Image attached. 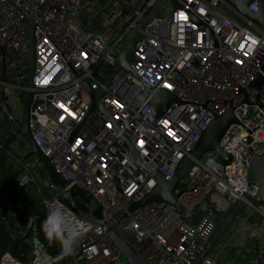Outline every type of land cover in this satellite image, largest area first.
I'll return each mask as SVG.
<instances>
[{
    "label": "built area",
    "instance_id": "1",
    "mask_svg": "<svg viewBox=\"0 0 264 264\" xmlns=\"http://www.w3.org/2000/svg\"><path fill=\"white\" fill-rule=\"evenodd\" d=\"M103 1L0 0V49L6 51L5 80L0 56V98L7 97L12 111L20 104L29 23L34 24L37 67L30 126L40 150L69 182L56 185L47 173L48 195L38 186V204L60 236L56 251L43 239L41 213L33 211L11 233L12 239L30 244V253L21 259L7 250L0 264H122L109 227L151 264H193L214 231L210 216L192 225L167 202L152 201L132 212L128 208L155 188L156 176L171 179L210 122L230 107L238 122L220 144L232 160L226 163L217 152H206L175 194L187 208L207 200L225 215L244 194L257 193L249 178L250 159L264 155V85L257 90L252 83L264 64V27L225 0H178L177 9L164 0L172 20L154 19L135 45L131 71H118L105 85L116 63L113 53L123 49L140 25L135 15L114 3L101 13L103 19L98 14L93 19L104 41L97 38L78 13L95 11ZM124 1L144 14L156 2ZM250 9L258 10V0ZM87 86L104 89V110L91 109ZM159 89L181 100L161 117L152 109ZM247 96L259 97L260 104L246 102ZM2 117L0 110V139L7 131ZM10 129L13 134V123ZM125 137L143 165L132 161ZM23 166L21 184L37 183L30 164ZM74 185L95 196L102 219L75 211ZM245 210L264 225V205L250 204ZM254 238L258 246L244 264H264V233L263 239ZM202 264L218 262L209 254Z\"/></svg>",
    "mask_w": 264,
    "mask_h": 264
},
{
    "label": "water",
    "instance_id": "2",
    "mask_svg": "<svg viewBox=\"0 0 264 264\" xmlns=\"http://www.w3.org/2000/svg\"><path fill=\"white\" fill-rule=\"evenodd\" d=\"M175 9L179 8L178 0H170ZM234 9H236L242 16L253 20L255 23L264 27V0H258V10L253 11L250 9V5L254 0H225ZM164 0H156L155 4L148 13H142L141 10L129 5L124 0H104L102 5L99 6L95 11L90 13H84L79 11L78 16L85 26L93 33L97 38L101 37L96 26L93 24V19L97 14L104 12L114 3H118L122 8L132 13L138 18L139 30L129 40V42L119 52H114L116 63L112 69L109 78L105 81V85H109L115 74L120 70L131 71L130 59L134 54L135 45L138 40L144 38L143 31L154 19L172 20L173 12L169 11L163 6ZM27 21V19H26ZM28 22V21H27ZM29 23V22H28ZM30 34H29V54H28V65L26 77L23 84L26 89L19 94V101L22 106V115L17 117L10 109L7 97L2 96L0 98V109L8 116L10 121L14 124L13 135L15 137H23L29 147L28 157L38 158L43 167L46 169L50 180L56 185L67 186L69 182L64 179L52 165L50 159L40 150L34 137L30 126L32 107L34 102V86H35V75L37 67V55H36V43H35V25L29 23ZM104 41V40H103ZM5 49H0V56L2 62V79L5 80ZM264 85V64L262 72L259 73L252 83V86L257 90H261ZM89 92L92 95L93 101L91 109H102L103 105L101 98L104 94V89L93 90L87 86ZM248 103L260 104L259 97L252 99L249 96L245 98ZM181 100L175 93L167 89H159L155 92L152 100V109L156 116L161 117L165 114L169 108L176 104H180ZM238 120L235 116L234 108L230 107L223 115H216L215 118L210 122L207 128L203 131L199 137L195 147L189 155L185 156L179 163L175 175L168 180L161 177H157V185L155 188L147 194L142 200L133 202L128 208L129 212H132L136 208L143 206L152 201H163L174 205L181 215V217L189 224H197L204 216H210L214 220L215 228L211 237L207 241L203 251L197 256L193 264H202L204 259L211 254L217 246L223 241L225 235L231 230L236 220L243 214L248 205H264V155L253 154L250 159L251 171H250V182L252 185H256L258 190L256 194L246 193L244 196L236 201L229 212L225 215L217 213L214 208L210 205L207 200L196 204L193 208H187L177 198L175 192L178 183L191 171L195 166L196 162L202 158V156L208 151L217 152L221 158L229 163L232 160V156L223 149L220 141L229 127L237 123ZM129 147L130 156L132 161L138 165H143L138 152L131 144V142L125 137ZM70 193L75 198L77 207L75 211L81 210L86 213L93 214L96 218L102 219V207L90 192L79 188L78 186H72ZM79 196L82 201H80ZM109 231L114 236L117 244L126 261L130 264H151L144 257L140 256L136 249L127 242L120 234L110 227Z\"/></svg>",
    "mask_w": 264,
    "mask_h": 264
},
{
    "label": "crops",
    "instance_id": "3",
    "mask_svg": "<svg viewBox=\"0 0 264 264\" xmlns=\"http://www.w3.org/2000/svg\"><path fill=\"white\" fill-rule=\"evenodd\" d=\"M1 112L3 115L2 125L7 130L2 134L0 139V153L5 156L4 167L19 172L21 175L25 160L29 158L27 155L29 147L23 137H15L13 134H11L10 127L12 126V121H10L8 116L2 110ZM13 112L17 117H19L17 112H20V110L18 108L14 109ZM43 223L47 240H51L55 249H57V246L60 243V236L56 227L53 223L46 219V216ZM243 229L244 231L246 230L248 232L243 233ZM53 232L56 233L59 239L51 237ZM263 233L264 225L261 218L257 214L252 213L250 210H245L243 214L236 220L231 230L225 235L223 241L214 250L215 259L217 262L219 261V264L220 262L222 263V261H224V264H233L235 262L244 264L249 257V253L242 254L241 251L245 250L246 248H254L258 246L257 239L254 238V236L256 234L260 239H263ZM48 245L51 249V245L49 243ZM62 264L70 263L65 261Z\"/></svg>",
    "mask_w": 264,
    "mask_h": 264
},
{
    "label": "trees",
    "instance_id": "4",
    "mask_svg": "<svg viewBox=\"0 0 264 264\" xmlns=\"http://www.w3.org/2000/svg\"><path fill=\"white\" fill-rule=\"evenodd\" d=\"M5 156L0 153V258L5 251L14 256L26 259L31 246L22 239H12L11 233L16 225H23L33 211L41 213V224L45 219V210L37 200L28 197L26 187L21 184L20 173L4 167ZM5 218V220H3ZM43 239L51 245V251L56 249L51 240H47L44 228H41ZM25 255V256H23Z\"/></svg>",
    "mask_w": 264,
    "mask_h": 264
},
{
    "label": "rangeland",
    "instance_id": "5",
    "mask_svg": "<svg viewBox=\"0 0 264 264\" xmlns=\"http://www.w3.org/2000/svg\"><path fill=\"white\" fill-rule=\"evenodd\" d=\"M167 4V6L169 7H174V4L170 1V0H167L165 2ZM96 18H99V19H103L102 17V14H98L96 16ZM102 28H100L101 30ZM120 33V30H118L116 33H115V36H117L118 34ZM18 109L20 110V112H17L18 116L21 117L22 115V106L21 104H19L18 106ZM25 163H29L30 166H31V172L34 173V175L36 176L37 178V183L36 182H30L27 187H26V192H27V195L28 197L30 198H33L34 200H37L41 197L40 193H39V189H38V186L42 189L43 193L45 195H48V187L45 185V178L47 176V171L46 169L42 166V165H39L36 161H35V157H30L28 159L25 160ZM80 213H83V211H80ZM86 216H89L88 214ZM261 222V221H260ZM256 225V223H255ZM243 233H246L248 231H244V229L242 230ZM51 237L52 238H56V239H59V237L56 235L55 232H53L51 234ZM254 249L253 247L251 248H246L245 250L241 251L242 254H248L249 255H252L253 253L251 252V250ZM211 255L215 258V254H214V251L211 253ZM120 262L122 264H125L127 261H126V258L123 256V254L120 256ZM62 264V263H60ZM218 264H219V261H218ZM220 264H224V261H222V263L220 262ZM233 264H239L238 262H235Z\"/></svg>",
    "mask_w": 264,
    "mask_h": 264
}]
</instances>
